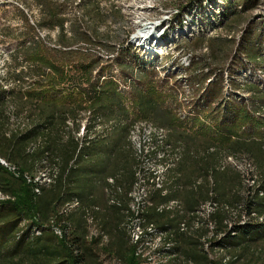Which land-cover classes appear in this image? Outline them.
<instances>
[{
    "label": "trees",
    "instance_id": "1",
    "mask_svg": "<svg viewBox=\"0 0 264 264\" xmlns=\"http://www.w3.org/2000/svg\"><path fill=\"white\" fill-rule=\"evenodd\" d=\"M38 2L43 17L36 27L20 13L25 27L21 34L31 41L13 56L8 80L16 86L10 91L0 86V157L16 169L0 165V194L7 197L0 200V264H146L126 231L129 194L138 170L129 132L138 119L164 128L168 144L180 155L167 173L164 190L153 189L151 206L143 214L174 244L175 257L169 264H175L178 253L190 259L189 264H264V223L257 220L264 217V134L257 132L264 128V87L242 76L250 68L264 74V41L256 60L244 46L230 55L228 41L220 37L201 36L182 44L190 51L208 49L207 54L196 53L188 70L189 85L198 93L204 90L197 105L200 115L213 121L208 128L176 117L174 99L168 105L156 71L138 67V58L123 59L119 52L114 60L105 61L91 49L99 47L108 55L117 50L99 40L96 29L75 23L68 37L63 6L52 0ZM223 2L221 28L228 18L237 19L264 4V0ZM103 12L98 4L84 11L99 20H104ZM44 28L59 30L55 47L38 38L37 30ZM112 67L130 82L135 117L118 83L101 80ZM69 81L73 84L68 91L64 85ZM225 82L231 84L232 95L225 91ZM236 90L247 97H236ZM228 157L249 160L254 167L251 178L246 180L227 165ZM248 180L253 186L247 185ZM75 201L79 207L63 214ZM174 201L182 209L160 210ZM210 202L219 208L208 220L199 217L205 235L192 237L187 219L196 218ZM106 212L120 215L119 225L101 223ZM88 216L94 217L98 237H90ZM52 223L65 230L62 238ZM182 223L189 232L181 231ZM208 223L214 225L212 232ZM39 229L41 235L36 236ZM205 244L229 259L210 260ZM197 245L203 255L185 247Z\"/></svg>",
    "mask_w": 264,
    "mask_h": 264
},
{
    "label": "rangeland",
    "instance_id": "2",
    "mask_svg": "<svg viewBox=\"0 0 264 264\" xmlns=\"http://www.w3.org/2000/svg\"><path fill=\"white\" fill-rule=\"evenodd\" d=\"M223 1L224 0H199L192 2L190 0H188V2L187 0H76V3H74V2H68L66 0H52V2L56 6L58 7L63 6L64 18L67 21L66 22L67 36L68 37L72 36L70 28L75 23H77L81 28L84 27L82 24H85V26L87 27L89 26L96 29V31H98L99 33V36L97 38L103 41L105 45L117 50L115 54H112V56H110L111 60H114L117 57L118 50H119V55L121 54L120 56L123 59L125 57H128V55L131 59H133V56L137 58V55L135 53L137 51H135L134 48L132 47L133 44L135 45L137 43V41L135 40L132 41L133 43L132 44L131 43L132 37L137 36L140 32H142V30L146 26L147 28H149L148 29L149 34L152 33V35L153 34L155 35L156 33L162 32L164 29L168 27L170 28L171 25L172 26L178 25L179 22L184 20L185 15H188L192 19L193 17L190 16L189 11L191 13L192 11L196 10L197 7H198L197 10L202 15H206L208 13L209 14L208 16L216 17V21L218 22V26H219V27L217 26L218 30H216L214 33L210 34V36L207 37L210 39L211 38L216 39L217 37H220L223 40L228 41L227 44L229 45L230 55L236 49L240 50V48L244 46V44H246L245 40L249 38V33L251 32L252 27H255L258 31L264 34V4L260 5L257 9L250 10L249 12L238 17L237 19L230 21V18H228V20L226 21V27L221 28L219 23L220 21L219 17L221 15V12L223 11V5H224ZM231 1L235 3L236 0H231ZM81 3L85 5L82 7L78 6ZM95 4L100 5V8L104 11L103 12V15L105 17L104 20L102 19L99 20L96 18L91 19L89 16L85 15L84 11L88 8V6L90 7ZM177 11H179V13ZM21 12H24L27 15L31 25L34 27L37 26V23L43 17V10L42 8H40L38 0H0V86L3 87L4 91H10L11 89L14 88V86H16L15 83H13V81L8 80V75L10 68L12 67V61L15 51L23 43H25L24 45L27 46L29 45L28 43L31 41V39H29L27 36H22L21 34L25 31L23 20L21 19V15H20ZM3 29H5V32L2 31ZM43 30L42 31L37 30L39 35L38 38L43 40L47 39L46 40L47 45L49 47H55L56 46L55 41L58 38L59 30H57V28L55 29L44 28ZM152 37L153 36H151L150 39ZM153 42L154 39L152 42H150V44H152ZM184 42L180 44L179 48L184 49L185 51H187V53H192L195 57H197L196 53L199 55H201V53H207L206 50L203 51L201 49L200 50L192 49L193 51L187 50L182 46ZM78 46L82 47V49L84 50L90 49L87 45L84 44H80ZM128 48L129 49L132 48L135 52L132 49L130 51ZM156 49H158V47ZM91 50L96 51L100 55V57L105 60L106 51L104 52L103 51L104 49L97 47ZM261 50L263 49L261 48ZM179 57L180 56H178V58ZM150 58L152 59L151 56ZM19 62H22V59H19ZM230 65H232V63ZM20 69L26 70L27 66H22V68ZM68 69L69 71H72L70 66H68ZM111 69H112L111 72L105 74L103 78H101V80L103 81V79L104 80L112 79L116 83H118V85L120 82L121 83V85H119L120 90L124 86L126 87L127 90L124 93V95L128 98L126 106L130 110H132V114L135 117L136 115H135V111L133 110L134 109L133 104L129 100L130 88L128 85L124 83L122 76L120 74V70L116 67H112ZM249 70L252 72L250 78L255 77L256 78L255 80H258L260 78L259 79L260 82L264 81V74L261 73V70H254L252 68H250ZM156 74L159 79L158 82L160 84V91L167 96L168 105L174 99L175 102L174 113L176 117L179 119L180 112L187 115L188 117L189 114L187 112L190 111L189 109L192 107V105H194L193 102H196L195 100H197L198 95L200 96L202 92L200 91L198 93L194 89L190 90L189 88L188 90V88H186L185 86L183 87V83L185 84L186 80L178 79L177 83L173 84L174 81L173 80L171 81L170 78L162 77L161 71L156 72ZM70 75L76 78V75L73 72L70 73ZM27 81H29L28 84H31L33 80L27 79ZM72 84L73 83L71 81L67 82L64 85L65 90L69 91L72 88ZM230 85H231L230 83L225 82L224 89L226 92H228L229 95H232L233 92ZM83 86L87 87V84H83ZM28 88L29 85L26 84L23 85L24 90H27ZM123 90L124 88L121 91ZM234 93L236 97H241V96L247 97L244 94H240V91L237 90ZM0 112H1V108H0ZM200 114L198 115L194 114L191 116L189 115L190 117L187 118L186 121L184 122L191 124L194 120H196V124L198 126L204 124L208 126V128H210V126L213 125V121L210 120L209 118L203 117V115L201 116ZM137 121H143V119H138ZM259 130L260 131L257 132L264 134L263 127L260 128ZM228 163L231 167H233L240 173L246 175L245 176L246 180L250 179L251 173L254 172V167L252 163L247 159L233 160L231 162L228 161ZM40 177L41 178L45 177V174L40 175ZM40 177L37 178V180L40 179ZM247 185L253 186V182L251 180H248ZM150 190L151 189L146 190L148 191L149 196H151L152 193V190L151 191ZM199 217L200 219H202V221L208 220L207 216H203L202 213L199 214L196 218L187 219V224L190 228V231H192L191 236L195 238L198 237L202 238L205 235V225L202 224V221H199ZM187 224H186V228H187ZM211 227L214 230V225L212 223H208V229L210 232L213 231L211 230L212 229ZM165 239L166 237L165 238L163 237L161 241L159 242L156 241L154 243L150 240L147 241L146 243H148L149 246L147 247L146 245L148 250L146 249V251L144 252V256L152 257L153 258L152 262H154L156 255H159L160 258H162L161 260L165 259L164 260L166 261L164 262L165 264L167 263L169 264V262L175 257L172 254L174 244L168 239L167 240ZM168 246H169V250L166 251V249L164 248H167ZM177 246L178 245H176V247ZM179 247L184 248V243H181ZM185 247L189 249L190 252L196 250L197 253L201 255L204 254L203 249L198 245L190 246V247L185 246ZM143 248L145 249V243ZM205 250L208 252V258L210 260H216L222 258L224 261V259L228 258L224 255V253L221 250H215L211 252L207 244H205ZM156 251L158 253L155 254ZM162 254L163 255L167 254V255H165L166 257L165 256L163 257ZM177 259L178 260L175 262V264H189L191 262L190 259L184 257L179 253Z\"/></svg>",
    "mask_w": 264,
    "mask_h": 264
},
{
    "label": "bare ground",
    "instance_id": "3",
    "mask_svg": "<svg viewBox=\"0 0 264 264\" xmlns=\"http://www.w3.org/2000/svg\"><path fill=\"white\" fill-rule=\"evenodd\" d=\"M197 8L191 13L189 11L190 16L193 17L192 19L188 15H185L184 20L179 22L178 25L172 26L170 24L171 25L170 28L168 27L164 29L162 32L156 33L155 35L154 34L152 35V33L149 34L148 32L149 28H147L146 26L142 30V32H140L137 36L132 37L131 43L134 40L137 41L135 45L132 43L133 44L132 47L137 52H135L132 48L131 49L137 55L138 67L140 66L146 70H154L156 72L161 71L162 77L163 78L169 77L171 81L172 80L174 81L173 84L177 83L178 79L186 80L185 84L182 82L183 87L185 86L186 88H188V90L189 88L190 90H192L193 88H191L190 85H188L190 82V81L188 82V74H189L188 70L192 66L193 62L196 60V57L192 53H187V51H185L184 49H180L179 48L180 44L184 41H188L195 37L198 38L201 36H206V37L210 36V34L218 30L217 28L218 22L216 21V17L208 16L209 15L208 13L206 15H202L201 13H199ZM177 12L179 13V11ZM151 36L153 37L150 39ZM153 39H154V42L150 44V42H152ZM157 47L158 49H156ZM142 49H145V50H142ZM150 56L152 57V59L150 58ZM178 56L180 57L178 58ZM251 75H252V72L249 69L242 72L243 79L245 80L252 79L254 82L259 81L261 86L264 87V81L260 82L259 80L260 78L258 80H255L256 79L255 77L250 78ZM212 81H213V78L208 80L207 83H205L206 86L209 85ZM119 85H121L120 82H119ZM123 88H124L123 92H125L127 89L125 86ZM201 92L202 93L200 94V96L198 95L197 100H195L196 102H193L194 105H192V107L189 109L190 111L187 112L190 116L194 114L198 115L202 113L201 107L197 105L200 97L204 93V90H202ZM189 115L187 117V115L180 112L179 120L184 122L186 121L187 118L190 117ZM84 125L85 124L83 123V127L81 129L80 135H83L84 133ZM167 137H168V132L164 128L158 127L145 120L135 122L132 125L130 132H129V141L133 147L136 161L138 162V170L136 173V182L134 183V187L131 193L129 194V197H130L129 198L130 199L129 213L130 214L128 215V220L126 223V231L128 233L127 236L129 237L130 243L137 248L136 250L137 255L142 257V259L145 261L144 263L146 264H163L164 262H166L164 261L165 259L161 260L162 258H160L159 255H156L154 262H152V259H153L152 257L144 256V252L149 246V244L146 243L147 241L150 240L153 243L156 241L159 242L162 240L163 237L165 238L166 236L164 233L158 232L156 227L153 224H148L146 220L144 219L143 214L145 211H147L146 209L149 206H151V203H150L151 200H149L150 196H149L148 191L146 190L148 189H151L152 191L153 189L160 190V191L164 190L163 188L166 183L167 173L171 168L175 167V163L179 160L180 155L178 156L176 153L177 151L175 152V149L173 150V148L168 144ZM233 160L234 158L228 157L227 165H229L228 161L231 162ZM0 165L8 168L9 170L13 172H16V169L12 167L11 165H9L1 157H0ZM48 182H50V180H48ZM109 182L113 183L112 180H110ZM209 182L211 183V181ZM6 198L7 197L0 194V200H5ZM116 202L117 201H111L110 203L112 205H118ZM215 203L216 202H210V203L204 204L201 207L200 212L197 213V215L202 213L203 216H207V218H209V215L219 208L218 207L216 209L217 205ZM78 207H79V203L78 201H75L67 205L63 209L62 213L68 214ZM165 208L167 210L182 209L180 204L176 201L171 202L169 205H167V207H161L160 210L162 211ZM89 216H88V223L89 225H91L90 230H89L90 237L91 238L98 237V232L96 228L94 227V223H93L94 217L92 218ZM257 218H258L257 220L260 223H264V217H257ZM55 224L52 223V229L57 236L62 238L64 236L65 230L63 231L61 227ZM211 230H213V228ZM181 231L184 233L187 232L186 223L181 224ZM34 234L36 236H40L41 235L40 229L36 230ZM165 240H167V238ZM144 243H145V249L143 248ZM164 249L168 251L169 246ZM156 253L158 252L156 251L155 254ZM165 255L162 254L163 257ZM227 260L228 258H226L224 262H226Z\"/></svg>",
    "mask_w": 264,
    "mask_h": 264
},
{
    "label": "crops",
    "instance_id": "4",
    "mask_svg": "<svg viewBox=\"0 0 264 264\" xmlns=\"http://www.w3.org/2000/svg\"><path fill=\"white\" fill-rule=\"evenodd\" d=\"M263 41H264L263 33L258 31L255 27H252L251 32L249 33V38L245 40L246 44H244V47L246 48L247 52L252 55V58L255 59V60H256L258 52H259L258 50L260 49L261 44L263 43ZM202 50L203 51L206 50L207 53H208V49L207 48H203ZM207 53H204V54H207ZM134 73L136 74L137 72H134ZM124 83L126 85H128L129 88H130L129 80L126 79L124 81ZM104 215L105 216H104V218H103L101 223H109L112 228L116 226L115 224L119 225L118 221L121 218L120 215H118V214L114 215L112 213H107V212ZM114 233H115V231L113 232V234Z\"/></svg>",
    "mask_w": 264,
    "mask_h": 264
},
{
    "label": "built area",
    "instance_id": "5",
    "mask_svg": "<svg viewBox=\"0 0 264 264\" xmlns=\"http://www.w3.org/2000/svg\"><path fill=\"white\" fill-rule=\"evenodd\" d=\"M118 52H119V50H118ZM110 56H112V55H108L107 53H105V61L110 60Z\"/></svg>",
    "mask_w": 264,
    "mask_h": 264
}]
</instances>
